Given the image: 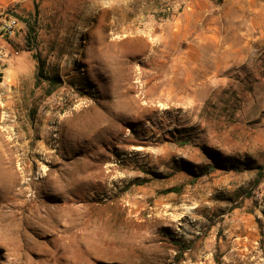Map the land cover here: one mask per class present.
Listing matches in <instances>:
<instances>
[{
	"label": "rangeland",
	"instance_id": "374dc122",
	"mask_svg": "<svg viewBox=\"0 0 264 264\" xmlns=\"http://www.w3.org/2000/svg\"><path fill=\"white\" fill-rule=\"evenodd\" d=\"M177 4L17 10L0 66L14 129L0 264H264V33L230 45L215 74L173 71Z\"/></svg>",
	"mask_w": 264,
	"mask_h": 264
},
{
	"label": "crops",
	"instance_id": "0c3cea01",
	"mask_svg": "<svg viewBox=\"0 0 264 264\" xmlns=\"http://www.w3.org/2000/svg\"><path fill=\"white\" fill-rule=\"evenodd\" d=\"M27 5L28 0H0V12L13 8L17 13V10L28 8ZM181 5V11L166 24L171 49L177 50L181 45L176 62L173 58V71L176 64L182 67L183 74H193L194 70L190 68H197L198 72L200 68H208L209 73L215 74L223 61L228 60L223 52L230 51V45L252 44L259 33H264L263 0H187ZM10 50L11 45L0 36V54L10 56L0 62V66L10 61Z\"/></svg>",
	"mask_w": 264,
	"mask_h": 264
},
{
	"label": "built area",
	"instance_id": "2783aa9c",
	"mask_svg": "<svg viewBox=\"0 0 264 264\" xmlns=\"http://www.w3.org/2000/svg\"><path fill=\"white\" fill-rule=\"evenodd\" d=\"M183 4V2H187V0H177L176 3ZM174 4V3H173ZM180 5H175L176 11L178 12ZM19 24V20L15 15L13 8H7L0 12V36L4 38H10L14 35L15 29ZM10 56L0 54V62H5Z\"/></svg>",
	"mask_w": 264,
	"mask_h": 264
},
{
	"label": "bare ground",
	"instance_id": "6f19581e",
	"mask_svg": "<svg viewBox=\"0 0 264 264\" xmlns=\"http://www.w3.org/2000/svg\"><path fill=\"white\" fill-rule=\"evenodd\" d=\"M100 60V59H99ZM97 63V62H96ZM100 63V62H99ZM102 63V62H101ZM102 66V65H101ZM103 68V67H101ZM4 96H0V107L2 106L1 104L4 102ZM123 117V114L121 112L117 113L116 114V120L119 121V123H121V119ZM10 118L8 116L7 113L3 112L1 115H0V146L1 147H5L8 145V141L5 140V138L3 137V135H12L14 129L10 126L9 124V121ZM19 140V139H18ZM10 142V141H9ZM60 147V145H59ZM13 148V147H11ZM10 148V149H11ZM9 151V150H8ZM67 151L68 153L71 152V149L70 148H67ZM55 157V156H54ZM53 159V157H51ZM0 174L2 175V169L0 168ZM24 176V175H23ZM32 182V180L29 181V183ZM38 198V192H35L34 193V196L32 197L31 199V202H35L37 201L36 199ZM71 200V199H69ZM32 205V204H31Z\"/></svg>",
	"mask_w": 264,
	"mask_h": 264
},
{
	"label": "trees",
	"instance_id": "16d2710c",
	"mask_svg": "<svg viewBox=\"0 0 264 264\" xmlns=\"http://www.w3.org/2000/svg\"><path fill=\"white\" fill-rule=\"evenodd\" d=\"M26 23V25H29V23L28 22H25ZM32 30V28L29 26V30L27 31V33H26V35H25V43H29L30 42V40H31V31ZM11 38V37H10ZM10 38H5L6 39V41L8 42L9 40H10ZM1 78H2V74L0 73V81H1ZM212 160H213V165L215 166V165H219V163L217 162V158L216 157H212Z\"/></svg>",
	"mask_w": 264,
	"mask_h": 264
}]
</instances>
